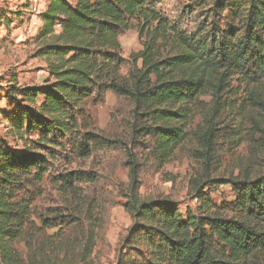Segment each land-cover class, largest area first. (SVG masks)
Masks as SVG:
<instances>
[{"label": "trees", "instance_id": "16d2710c", "mask_svg": "<svg viewBox=\"0 0 264 264\" xmlns=\"http://www.w3.org/2000/svg\"><path fill=\"white\" fill-rule=\"evenodd\" d=\"M187 1V12H197L201 19L191 34L170 24L154 0H43L36 53L46 63L47 76L39 85L12 84L5 95L7 102L19 104L17 111L0 108L10 133L25 145L24 150L0 149L1 253H9L24 233L33 203L26 193L42 183L48 155L55 157L52 149L67 139L76 156L89 158L97 150L126 143L79 130L84 104L89 99L99 103L113 92L132 104L124 209L133 223L123 248L142 242L148 259L138 262L122 255L119 264H264V165L209 179L235 188L231 216L213 207L203 188H196L198 213L188 211L186 217L173 199H146L140 192L143 162L135 149L145 148L164 165L188 138L197 115L201 121L193 135L201 148L195 156L206 176L218 162L221 143L250 140L264 154V0ZM132 20L138 21L143 48L131 54L130 69L123 75L119 36L132 27ZM237 79L238 89L248 95L240 107L231 98ZM236 107L240 123L245 119L240 128L245 138L220 126L224 113ZM54 178L60 190L80 197L78 184L100 177L76 169ZM82 257L86 259L84 252Z\"/></svg>", "mask_w": 264, "mask_h": 264}, {"label": "rangeland", "instance_id": "374dc122", "mask_svg": "<svg viewBox=\"0 0 264 264\" xmlns=\"http://www.w3.org/2000/svg\"><path fill=\"white\" fill-rule=\"evenodd\" d=\"M157 10L170 24L191 34L199 26L197 12H187V0H154ZM39 4L43 7V0ZM27 6V0H0V108L15 113L19 104L7 102L5 92L11 86H33L42 84L47 76L46 63L37 55L39 42L36 40L41 10ZM125 61L121 73L127 75L131 65V54L143 48L138 21L121 31L119 36ZM240 80L233 82L236 93L231 97L241 106L247 98L246 91L238 89ZM13 84V85H12ZM207 100H209L207 98ZM225 112L221 128L240 131L245 138V119L240 123L238 108ZM131 102L113 92H108L99 103L89 99L83 106L79 120L80 133L96 131L113 139L121 138L115 146L97 150L89 158L76 156L72 141H63L61 147L52 149L49 170L41 184L26 191L33 198L31 212L22 236L14 240L9 253L0 251V264H119L122 255L138 262H147V248L139 242L124 249L123 238L133 220L124 209L125 189L129 181L125 165L130 142ZM4 121V122H3ZM201 121L196 116L188 138L174 156L159 166L143 148L135 152L143 162L140 173L142 196L146 199L165 196L173 199L183 216L187 212L198 213L200 205L196 188H203L217 210L233 215L237 194L229 183L214 184L210 178H230L247 170L258 171L264 165V154L256 143H221L218 146V162L206 176L201 160L195 156L200 149L194 137V128ZM227 126V128H226ZM7 118L0 109V149L24 150L23 141L10 133ZM38 129L32 133L36 138ZM143 159V160H142ZM83 169L97 172L98 181L79 183L80 197L63 192L58 188V173ZM76 199L81 205H76ZM83 252L86 259L82 257ZM125 259V260H126Z\"/></svg>", "mask_w": 264, "mask_h": 264}, {"label": "built area", "instance_id": "2783aa9c", "mask_svg": "<svg viewBox=\"0 0 264 264\" xmlns=\"http://www.w3.org/2000/svg\"><path fill=\"white\" fill-rule=\"evenodd\" d=\"M39 4H41L40 0H30V6L31 8L33 7L34 10H39V7H41Z\"/></svg>", "mask_w": 264, "mask_h": 264}, {"label": "crops", "instance_id": "0c3cea01", "mask_svg": "<svg viewBox=\"0 0 264 264\" xmlns=\"http://www.w3.org/2000/svg\"><path fill=\"white\" fill-rule=\"evenodd\" d=\"M40 24H41V19H40V17H39V26H40Z\"/></svg>", "mask_w": 264, "mask_h": 264}]
</instances>
